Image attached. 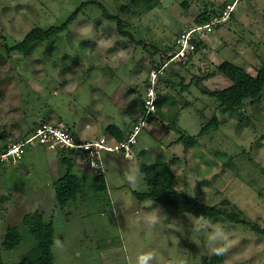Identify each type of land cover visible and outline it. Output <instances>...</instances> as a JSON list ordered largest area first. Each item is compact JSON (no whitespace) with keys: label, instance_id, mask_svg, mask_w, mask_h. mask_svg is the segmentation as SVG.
<instances>
[{"label":"rangeland","instance_id":"374dc122","mask_svg":"<svg viewBox=\"0 0 264 264\" xmlns=\"http://www.w3.org/2000/svg\"><path fill=\"white\" fill-rule=\"evenodd\" d=\"M83 1L0 0V42L13 45L36 26L60 24ZM97 1L123 18L135 40L91 3L68 29L35 42L28 55L1 47L0 151L42 119L62 120L82 135L81 117L98 120V135L108 134L106 122L132 127L144 108L150 71L177 50L180 33L202 16L211 21L234 0H157L152 9L146 0ZM202 40L185 60L170 62L160 73L155 117L139 134L131 159L121 150L115 157L103 152L106 189H96L92 177L77 171L82 190L62 206L54 183L61 165L66 169L62 158L72 153L38 143L21 160L0 158V250L7 264L34 244L22 219L36 209L54 223L55 264H136L146 252L155 257L150 264H204L214 254L210 249L224 242L212 238L217 225L229 233L225 264H264V235L249 226L136 197L149 189L141 164L160 156L177 174L178 190L264 226V93L239 111L220 106L209 94L232 83L218 69L223 61L252 74L264 65V0H239L232 16ZM214 115L219 126L195 146L177 141L183 132L199 134ZM9 224L20 225L24 235L13 250L3 245Z\"/></svg>","mask_w":264,"mask_h":264},{"label":"trees","instance_id":"16d2710c","mask_svg":"<svg viewBox=\"0 0 264 264\" xmlns=\"http://www.w3.org/2000/svg\"><path fill=\"white\" fill-rule=\"evenodd\" d=\"M140 1L141 0H131V3L139 5ZM146 1L147 9H152L157 4V0ZM91 3H98L101 5L104 10V15L110 20L117 21L119 32L135 40L134 35L129 30L124 28L125 22L119 14L110 13L105 5L101 4L97 0H86L83 1L60 24H52L46 28L36 26L26 34L23 40L13 45H10L7 39L4 38L5 40L2 43L0 42V55L2 53L1 47H4L8 54L12 51H20L24 53V55H28L35 42L51 40L55 35L68 29L69 25L78 18L83 8ZM124 7L126 10H129L130 5L128 4ZM198 22L199 24L197 25L205 24L210 22V18L202 16L198 19ZM195 42L196 48H199L203 43V40L196 39ZM218 69L223 76L232 81V83L225 88L215 89L209 92L210 95L219 100L220 106H225L232 111H239L245 106L249 99H253L254 101L259 100L264 93V65L258 70L257 74H252L243 66L229 60L223 61L219 65ZM154 117L155 115L152 114L151 120H153ZM44 122H47L46 119L39 120L38 123L34 125L33 129L37 125ZM219 122L220 119L218 116L214 115L212 119L203 126L199 134L189 135L186 134V132H183L180 136H178L177 141L183 142L187 148L195 146L198 138L203 136L211 127H218L220 124ZM175 124L177 123L175 122ZM108 128L110 130L113 129L112 132L116 134L118 141H122L124 139L125 135L123 130L118 125L112 124ZM6 146L7 145H5L4 148ZM2 149L3 148H1V150ZM4 150L6 149H3L2 151ZM67 152L72 153L71 151ZM62 162L66 165V172L60 178L56 179L54 184L59 204L66 206L71 199H74L77 194L81 192L83 183L81 177L78 175L74 156L64 155ZM140 171L144 174V177L149 185V189L147 191L136 192V197L140 201L150 198L159 203L174 206L182 211L192 213L198 218H205L207 220L223 216L233 221L243 223L252 228L255 232L264 235V226L258 223L245 221L237 215L229 213L222 206L207 204L200 201L197 197H193L178 190L175 185L177 174L171 168L169 163L163 160L160 156L150 163H142ZM92 180L96 189L100 190L107 188L104 172L97 173ZM22 224L27 227L29 233L34 239V244L27 249L19 261L10 264H55V255L53 251V245L55 242V226L53 221H47L45 219L44 212L41 209H36L24 214ZM23 240L24 235L21 231V226L18 224H9L3 241L4 248L6 250H13L17 248ZM203 263L225 264V256L224 254H212L207 256ZM0 264H7L1 250Z\"/></svg>","mask_w":264,"mask_h":264},{"label":"built area","instance_id":"2783aa9c","mask_svg":"<svg viewBox=\"0 0 264 264\" xmlns=\"http://www.w3.org/2000/svg\"><path fill=\"white\" fill-rule=\"evenodd\" d=\"M239 0L227 2L219 16L214 17L210 22L195 25L180 33L177 39V50L171 51L169 60L161 67L154 68L148 75L146 98L144 108L139 113L137 120L131 127L128 136L117 144H113L107 135L94 139H81L72 128L60 120L57 122H44L37 125L24 137L9 143L5 151L0 152V158L8 159L15 157L23 159L27 150L38 143L49 148L60 147L71 151L79 162L85 164L96 173L105 171L103 161L104 151H123L128 158L133 156V151L138 143V136L144 127L149 126L152 114H155L154 106L158 99L157 86L162 70L172 61L185 60L196 49V39H203L215 26L227 21L236 8Z\"/></svg>","mask_w":264,"mask_h":264},{"label":"crops","instance_id":"0c3cea01","mask_svg":"<svg viewBox=\"0 0 264 264\" xmlns=\"http://www.w3.org/2000/svg\"><path fill=\"white\" fill-rule=\"evenodd\" d=\"M140 112H141V110H140ZM140 112L139 111L137 112L135 118H137V115L139 116V113ZM82 118L83 117L80 118L82 123H83V120H85V122H84L85 123V126H83L81 128V132H83L84 135H82L81 133H77V132L74 131L81 139L89 140V139H94L96 137H99V136L104 135V134H101V135H98L97 134V131L100 128V124H99L98 120L94 119L93 117L92 118H87V119H82ZM110 125H112L111 122H108V123L106 122V127H107L106 129L108 131V134H107L108 139L110 141L112 139H116L117 140L116 134H114L112 132L113 129L110 130L108 128ZM130 129H131V125L128 126L126 128V130H123V133L125 135L124 139L128 136V133H129ZM47 148L50 149V150H53L54 149V148H49V147H47ZM115 152L116 151H108V153H110L112 155V157L118 156ZM128 159H131V158H128ZM56 161L59 162V164H60V160L59 159L56 158ZM60 169L62 170V173H61V175H59V177H57V179L60 178L64 174V171L66 172V169H65V167L63 165H61V168ZM76 169H77V171H83V173H86L89 177H92V178L97 174L95 171H93L92 169L88 168L85 164H83L82 162H79L78 160L76 161Z\"/></svg>","mask_w":264,"mask_h":264},{"label":"clouds","instance_id":"9594fccd","mask_svg":"<svg viewBox=\"0 0 264 264\" xmlns=\"http://www.w3.org/2000/svg\"><path fill=\"white\" fill-rule=\"evenodd\" d=\"M154 220V218H153ZM220 237L223 243L213 246L210 250L214 254H223L227 251V244L229 242V233L225 230L223 226L217 225L214 227L212 238ZM154 255L152 252L141 253L136 258V264H150V262L154 259Z\"/></svg>","mask_w":264,"mask_h":264}]
</instances>
